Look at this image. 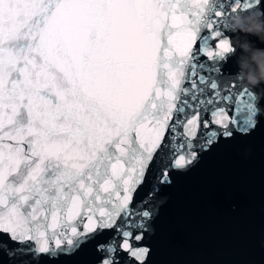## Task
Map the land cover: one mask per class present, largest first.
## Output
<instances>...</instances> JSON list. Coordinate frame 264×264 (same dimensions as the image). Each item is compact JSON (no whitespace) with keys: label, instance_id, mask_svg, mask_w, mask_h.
<instances>
[{"label":"snow or ice","instance_id":"obj_1","mask_svg":"<svg viewBox=\"0 0 264 264\" xmlns=\"http://www.w3.org/2000/svg\"><path fill=\"white\" fill-rule=\"evenodd\" d=\"M257 8L0 0V264H221L162 193L223 158L257 167L264 202V95L231 71L225 23Z\"/></svg>","mask_w":264,"mask_h":264},{"label":"water","instance_id":"obj_2","mask_svg":"<svg viewBox=\"0 0 264 264\" xmlns=\"http://www.w3.org/2000/svg\"><path fill=\"white\" fill-rule=\"evenodd\" d=\"M226 31L230 37L238 32ZM241 35L264 47L254 34ZM239 51L235 48L229 55L232 72ZM249 87L264 95V85ZM253 155L254 151L245 150L240 159L250 160ZM162 195L169 196L177 230L197 258L221 264H264V202L255 165L223 158L206 161L182 179L178 190Z\"/></svg>","mask_w":264,"mask_h":264},{"label":"clouds","instance_id":"obj_3","mask_svg":"<svg viewBox=\"0 0 264 264\" xmlns=\"http://www.w3.org/2000/svg\"><path fill=\"white\" fill-rule=\"evenodd\" d=\"M225 23L233 31L238 30L231 40L240 50L236 56L235 75L247 86L264 85V47L257 46L247 35H241L252 33L264 41V10L238 11L225 17Z\"/></svg>","mask_w":264,"mask_h":264}]
</instances>
